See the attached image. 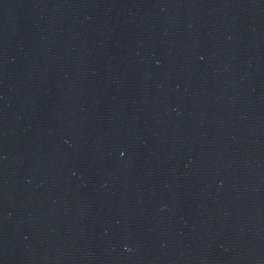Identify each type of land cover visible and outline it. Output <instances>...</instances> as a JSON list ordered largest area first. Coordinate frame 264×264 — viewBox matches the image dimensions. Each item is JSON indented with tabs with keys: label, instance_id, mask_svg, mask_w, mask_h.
<instances>
[{
	"label": "water",
	"instance_id": "water-1",
	"mask_svg": "<svg viewBox=\"0 0 264 264\" xmlns=\"http://www.w3.org/2000/svg\"><path fill=\"white\" fill-rule=\"evenodd\" d=\"M0 264H264V0H0Z\"/></svg>",
	"mask_w": 264,
	"mask_h": 264
}]
</instances>
